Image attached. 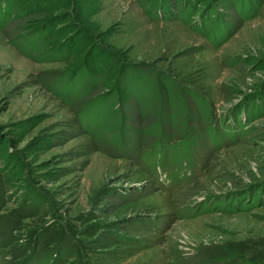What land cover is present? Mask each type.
I'll use <instances>...</instances> for the list:
<instances>
[{
	"label": "rangeland",
	"instance_id": "rangeland-1",
	"mask_svg": "<svg viewBox=\"0 0 264 264\" xmlns=\"http://www.w3.org/2000/svg\"><path fill=\"white\" fill-rule=\"evenodd\" d=\"M69 1L0 0V264H264V0Z\"/></svg>",
	"mask_w": 264,
	"mask_h": 264
},
{
	"label": "trees",
	"instance_id": "trees-1",
	"mask_svg": "<svg viewBox=\"0 0 264 264\" xmlns=\"http://www.w3.org/2000/svg\"><path fill=\"white\" fill-rule=\"evenodd\" d=\"M11 3L13 4V6L15 7L17 4H16V1L17 0H10ZM14 1V2H13ZM63 2H65L64 5ZM32 5L34 6H37L38 7V10L43 13L44 16H41V18L37 21V22H40V23H44V27H45V31H48V30H51L57 23V17H54V16H51V17H47L44 19V17L47 15L45 14L46 12H49L50 10H57L58 8H64V7H67V8H71L70 4L71 2L69 0H61V1H56V0H32L31 2ZM44 4H47V5H44ZM66 8V9H67ZM55 12V11H53ZM5 16V14H4ZM70 31H67L66 33H62L60 34V31H58V33H56V37L59 38V37H64L65 34L69 33ZM82 44L84 45L85 43H88V41L86 40V38H83L81 39L80 41H76L75 39L72 40V44ZM71 44V45H72ZM22 44H15L13 47H15L19 52H21L22 54L26 55V56H29L31 53V50L34 49V44L30 45L27 49L28 51H26L25 47H22L21 46ZM70 45V47H71ZM69 45L67 43H62L60 45V50H58V52H48L47 54L45 55H42V56H39L37 58V61H40V62H54V61H57L60 57H62L63 55V52H67L70 53L72 51L73 48H70ZM74 47V46H72ZM24 48V49H23ZM97 48V47H96ZM94 47V51L95 53L97 54V56L100 58L101 57V53ZM33 51V50H32ZM105 60L107 61H110V59L108 58L107 55L103 56L102 57ZM103 61V60H102Z\"/></svg>",
	"mask_w": 264,
	"mask_h": 264
}]
</instances>
